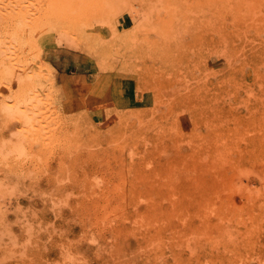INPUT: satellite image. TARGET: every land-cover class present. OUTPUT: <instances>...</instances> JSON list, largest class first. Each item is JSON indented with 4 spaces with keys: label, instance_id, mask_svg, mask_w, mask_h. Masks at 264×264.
<instances>
[{
    "label": "rangeland",
    "instance_id": "rangeland-1",
    "mask_svg": "<svg viewBox=\"0 0 264 264\" xmlns=\"http://www.w3.org/2000/svg\"><path fill=\"white\" fill-rule=\"evenodd\" d=\"M0 264H264V0H0Z\"/></svg>",
    "mask_w": 264,
    "mask_h": 264
},
{
    "label": "bare ground",
    "instance_id": "bare-ground-1",
    "mask_svg": "<svg viewBox=\"0 0 264 264\" xmlns=\"http://www.w3.org/2000/svg\"><path fill=\"white\" fill-rule=\"evenodd\" d=\"M250 55V54H249ZM247 94V93H246ZM247 95H249V93L247 94ZM251 95V94H250Z\"/></svg>",
    "mask_w": 264,
    "mask_h": 264
}]
</instances>
